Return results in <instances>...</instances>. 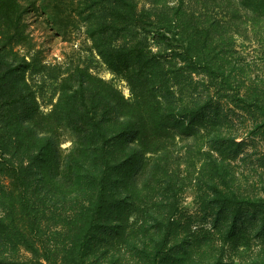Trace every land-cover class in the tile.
Returning a JSON list of instances; mask_svg holds the SVG:
<instances>
[{
	"label": "trees",
	"instance_id": "obj_1",
	"mask_svg": "<svg viewBox=\"0 0 264 264\" xmlns=\"http://www.w3.org/2000/svg\"><path fill=\"white\" fill-rule=\"evenodd\" d=\"M39 1L28 0L29 10ZM243 1L264 9V0H204L198 10L156 16L138 0L74 3L84 4L94 47L132 95L77 66L61 78L47 114L24 82L27 70L39 71L38 54L10 59L13 46L32 48L28 8L0 0V264H235L236 255L239 264H264V83L220 70L209 49L215 25L202 12L230 15ZM50 2L55 14L64 9ZM195 73L221 76L210 84L218 96L228 91L225 101L209 89L194 94L196 83L184 101L177 85L193 83ZM231 105L242 122L256 120V135L237 140ZM196 128H205L209 152ZM248 147L253 162L240 158ZM188 182L210 209L211 231L178 215ZM218 240L235 255L227 262L211 255Z\"/></svg>",
	"mask_w": 264,
	"mask_h": 264
},
{
	"label": "rangeland",
	"instance_id": "obj_2",
	"mask_svg": "<svg viewBox=\"0 0 264 264\" xmlns=\"http://www.w3.org/2000/svg\"><path fill=\"white\" fill-rule=\"evenodd\" d=\"M19 1L28 8L25 15L28 24L26 32L33 45H30L32 48L29 45L13 46L10 50V59L13 60L12 55L15 54L14 59L18 63L22 62L25 57L28 61H31L32 56L38 54L36 59L39 71L27 70L24 74V82L26 80L28 83L29 91L31 89L36 91L40 109L44 113L48 114L59 98L61 78L77 66L85 67L93 74L112 82L127 98L131 97L132 93L128 81L115 74L94 47L93 41L88 35L89 25H92L93 21L90 20L89 13L83 11L84 4L74 5V3L77 4L81 0H59V2H63L61 8H64L60 14H57L59 11L56 14L55 11H51L50 0H40L38 3L39 9L34 11L33 9L29 10L31 5H29L28 0ZM201 1L204 0H138V6L141 10L150 11L156 16H163L165 13L175 12L178 7L198 10ZM243 3L245 8L237 9L238 7L235 6L231 9L230 15L226 14L222 8H217L215 13L214 11L208 13L206 9H203L202 12L207 13L205 15L207 18L204 19L205 16L203 18L205 20L204 24L215 25L211 31L210 56L216 60L215 62H219L220 70H225L233 75L236 74L238 77H247L252 80L260 79L264 83V9L256 10L253 1H243ZM73 16L77 21L76 24H71ZM57 24L66 31H58ZM155 48L159 49V46L155 45ZM193 80V83L181 81L177 85L178 88L182 89L183 100L186 102L191 99L193 93L196 94V91L200 92L202 89H209V93L213 94L214 100L219 98L222 102L225 101V96L229 94L228 91L223 90L220 91L218 96L215 85H211L214 84L211 81L220 82L221 76L212 79L208 73H195ZM195 83L199 87L192 93L191 90L194 88ZM231 107H234V110L237 111L229 119V125H232L239 133L237 140L251 137L252 134L256 135V131H254L256 120L247 116L245 122H242V118L239 116L242 114L241 110L236 109L233 105ZM196 129L203 136L201 141L204 143H202L200 149L202 152H209V149L214 147L208 137L204 138L207 133L205 128ZM62 134L63 137H66L65 131H62ZM193 140L190 139V141ZM71 143L70 137H67L62 141V147H69ZM247 153L250 155L248 161L253 162V159L257 157L256 154H253L254 148L248 147L240 158H243V155ZM263 153L264 149L261 154ZM240 158H237L236 161V164L241 166L240 172L252 177V168L245 166ZM202 160H204V156ZM202 162H198L199 166ZM182 166L184 167L185 164L183 163ZM242 167H247V169ZM196 194V189L188 182L184 186L180 201L181 210L178 215L184 218L190 215L193 216V229L199 230L202 228L201 232L203 234L213 228L214 218L210 215V209L203 207L201 202L197 200ZM217 236L219 237V235ZM207 238L211 242L215 236L209 234ZM219 241H215L213 244L216 248L211 251V255L217 254L216 256L219 255L223 262H227L229 256L233 253L228 249V245L224 246ZM204 244L206 249L208 244L206 240H204ZM240 248L243 249V247ZM194 256H196V253ZM235 258V264H239L241 258L237 255Z\"/></svg>",
	"mask_w": 264,
	"mask_h": 264
}]
</instances>
